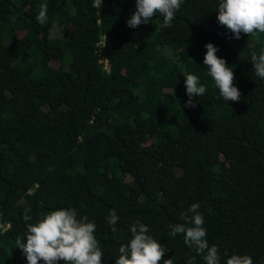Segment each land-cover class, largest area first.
I'll use <instances>...</instances> for the list:
<instances>
[{"label":"trees","instance_id":"16d2710c","mask_svg":"<svg viewBox=\"0 0 264 264\" xmlns=\"http://www.w3.org/2000/svg\"><path fill=\"white\" fill-rule=\"evenodd\" d=\"M93 2L0 0V264H27L16 238L56 208L96 224L102 264H115L136 221L164 259L205 264L169 234L193 203L220 264L225 253L264 264V80L251 63L264 34L233 38L217 23L218 0H184L171 27L157 15L134 29L135 0ZM206 43L233 68L238 102L208 76ZM188 73L206 86L194 108Z\"/></svg>","mask_w":264,"mask_h":264},{"label":"clouds","instance_id":"9594fccd","mask_svg":"<svg viewBox=\"0 0 264 264\" xmlns=\"http://www.w3.org/2000/svg\"><path fill=\"white\" fill-rule=\"evenodd\" d=\"M184 0H135V12L130 15L127 25L136 28L147 24L155 16L163 18L161 27H171L175 12L179 10ZM102 0H94L93 7L100 9ZM47 5L41 4L35 19L41 25L47 22ZM216 20L240 39L241 34L248 37L255 33L264 34V0H218ZM106 42V36H105ZM206 52L203 64L207 66V74L214 81L219 95L224 101L238 102L241 99L239 89L235 86L233 68L226 60L217 56L218 48L212 43L204 45ZM251 63L256 76L264 80V50L259 54H251ZM188 100L185 107H195L192 98L206 93V86L191 73L181 74ZM143 202V197L139 198ZM200 205L193 203L183 213V223L170 225V235H183L184 244L193 248L197 255H202L205 264H220L219 249L216 245L209 246L206 239L204 217L199 212ZM25 209L24 221L32 220ZM113 233L117 232L116 224L119 217L115 210H110L106 218ZM96 224L87 216L79 217L72 208H56L39 213L35 222L26 224L24 237H17L16 248L20 249L27 264H102L103 251L96 236ZM147 225L136 221L130 225L131 238L126 244H121L115 264H174L172 258L164 259L165 247L148 235ZM225 264H253L249 255H228ZM186 264H194L189 258Z\"/></svg>","mask_w":264,"mask_h":264},{"label":"built area","instance_id":"2783aa9c","mask_svg":"<svg viewBox=\"0 0 264 264\" xmlns=\"http://www.w3.org/2000/svg\"><path fill=\"white\" fill-rule=\"evenodd\" d=\"M98 63L101 65V67L106 70L107 69V61H106V57L105 54L103 52H98Z\"/></svg>","mask_w":264,"mask_h":264}]
</instances>
